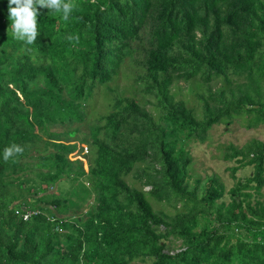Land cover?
<instances>
[{
  "label": "trees",
  "instance_id": "1",
  "mask_svg": "<svg viewBox=\"0 0 264 264\" xmlns=\"http://www.w3.org/2000/svg\"><path fill=\"white\" fill-rule=\"evenodd\" d=\"M73 3L67 21L38 9L26 45L0 0V264H264V143L230 149L252 170L227 204L215 177L188 190L186 150L232 118L264 123V0ZM135 52L160 120L109 87ZM179 80L200 113L174 99ZM101 93L104 111L80 136ZM13 144L23 153L5 160ZM84 146L86 169L71 156ZM135 165L149 191L127 182ZM151 197L183 204L171 218Z\"/></svg>",
  "mask_w": 264,
  "mask_h": 264
},
{
  "label": "rangeland",
  "instance_id": "2",
  "mask_svg": "<svg viewBox=\"0 0 264 264\" xmlns=\"http://www.w3.org/2000/svg\"><path fill=\"white\" fill-rule=\"evenodd\" d=\"M140 59L138 52H135L131 58H127L125 64L117 77L116 81L109 87L113 90V93L120 96V98L133 97L135 100L145 108L154 119L160 120L162 114L160 105L153 97L152 92L144 91V86L138 81V77L141 74V70L137 62ZM137 66H135V65ZM128 90V92L126 91ZM175 94L174 99L176 101H182L186 107L192 108L195 112H201L202 104L197 100L196 92H188L186 84L183 81H178L173 88ZM105 94L101 93L96 99V103L92 108L87 109V117L85 121L79 124L80 136L89 135L90 130L88 124L94 121V115L104 111L103 106L106 104L104 99ZM97 115V114H96ZM95 123V121L93 122ZM246 123L242 120V117L238 116L232 118L231 123L228 125L218 124L214 125L206 135V139L203 142L191 141L188 143L186 150L189 154V178H188V190L199 192L200 187L206 183L210 178L215 177L223 184L225 188V196L219 202L229 203L230 197L228 191L233 187L237 179L248 177L252 168H241L240 157H231L230 149L243 150L247 144L252 141L264 143V123L251 128L246 129ZM57 128L60 126L57 125ZM61 129V128H60ZM88 147L84 146L78 153L71 155L74 158H78L84 163V168H87V159H90ZM226 155L227 158H226ZM86 156H89L88 158ZM151 165H156L155 161L150 162ZM139 165L138 167H142ZM136 165L126 177L130 186L136 189H144L149 191L150 187L146 186L145 178L142 175L141 170ZM158 169V166H157ZM152 174L155 173L152 171ZM66 194L68 193L67 187ZM150 202L152 205L163 211L165 216L173 217L176 210H179L183 201L179 198H162L158 204L151 197ZM84 210V209H83ZM179 212V211H178ZM186 212V210H183ZM84 217H81L83 219ZM217 225V224H216ZM168 248L173 250L179 248L181 241L174 237H170L168 240Z\"/></svg>",
  "mask_w": 264,
  "mask_h": 264
},
{
  "label": "clouds",
  "instance_id": "3",
  "mask_svg": "<svg viewBox=\"0 0 264 264\" xmlns=\"http://www.w3.org/2000/svg\"><path fill=\"white\" fill-rule=\"evenodd\" d=\"M73 0H8V19L13 38L22 41L26 45H32L39 36L37 18L38 9H48L56 13H62L67 21L74 9ZM69 40L74 37H68ZM23 148L13 144L4 150V159L8 160L13 155L22 154Z\"/></svg>",
  "mask_w": 264,
  "mask_h": 264
},
{
  "label": "built area",
  "instance_id": "4",
  "mask_svg": "<svg viewBox=\"0 0 264 264\" xmlns=\"http://www.w3.org/2000/svg\"><path fill=\"white\" fill-rule=\"evenodd\" d=\"M31 214H33V213H29V212L26 213L25 215H23V219L26 220L28 218V216H30Z\"/></svg>",
  "mask_w": 264,
  "mask_h": 264
}]
</instances>
